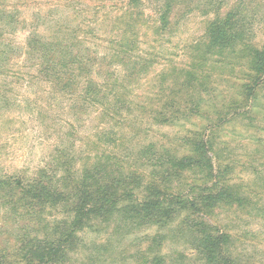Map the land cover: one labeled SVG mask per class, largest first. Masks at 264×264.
<instances>
[{
  "label": "rangeland",
  "instance_id": "obj_1",
  "mask_svg": "<svg viewBox=\"0 0 264 264\" xmlns=\"http://www.w3.org/2000/svg\"><path fill=\"white\" fill-rule=\"evenodd\" d=\"M126 1L0 0V182H9V187L0 189L2 254L21 257L16 241L25 232L23 228L32 236L42 237L43 232L35 231L45 229L47 221H63L64 208L38 210L36 221L11 211L12 201L18 199L16 180L35 177L39 170L52 167L58 149H64L65 155L75 154L78 167L87 159L86 153L91 156L104 151L113 161L115 157L128 159L124 166L136 164L146 182L152 170L141 165L146 162L136 153L152 144L158 150L169 148L170 152L187 147L184 139H193L190 132L197 133L203 121L194 118L185 125L154 126L147 114L141 113V105L147 110L148 103L168 95V89L162 88L163 72L176 68V80L188 73L196 55L190 48L202 41L210 21L224 20L230 14L234 22L243 23L240 18H245L246 25L240 24L242 28L236 34L248 33L246 38L242 36L245 43L264 46V0H141L145 13L142 47L155 64L147 76L140 78L141 83L131 88L127 101L121 100L132 109L113 121L130 124L139 120L143 125L131 133L120 129L115 147L107 144L110 137L102 133L103 117L99 112L82 106L83 99L76 92L79 88L72 87L74 92L64 88L63 72L48 73L41 58L29 55L27 42L36 34L46 38L86 37L90 51L103 54L114 31L120 32L115 24L112 26V19L125 14ZM167 5L172 8L170 27L160 31ZM118 28H122L121 22ZM235 63L210 68L209 75L214 78L202 91L207 105L224 114L231 103L240 99V79L245 70L242 62ZM256 106L254 112L247 108L241 114L228 115L226 122L216 121V128L206 132L221 164L233 167L227 174L228 182L244 190L249 187L252 203L247 210L226 206L214 215H205L206 219L200 217L204 210L196 215L193 210H182L166 228L114 223L118 216L109 225L93 222L91 228L79 233V243L68 254L69 264H156L154 258L162 259L158 264H205L200 251L204 236L210 233L207 222L232 236L241 264H264V88ZM110 107L114 113L120 106ZM191 221L194 228L188 226Z\"/></svg>",
  "mask_w": 264,
  "mask_h": 264
},
{
  "label": "trees",
  "instance_id": "obj_2",
  "mask_svg": "<svg viewBox=\"0 0 264 264\" xmlns=\"http://www.w3.org/2000/svg\"><path fill=\"white\" fill-rule=\"evenodd\" d=\"M125 8L122 17L112 19V26L115 24L120 32L114 31L109 45L103 48V54L90 51L86 37L46 38L36 34L27 42L31 51L29 55L41 58L48 73L63 72L61 84L64 88L72 92V87L79 88L76 92L83 99L82 106L84 109L93 107L99 112L103 117L102 133L110 137L107 144L115 147L120 139V129L126 128L131 133L132 129L143 125L139 120L130 124L117 121L114 124L113 121L122 119L123 112L132 109L121 100L127 101L131 88L139 85L140 78L147 76L155 64L147 58L149 53L142 47L143 3L141 0H127ZM166 8L160 31L170 27L172 8L170 5ZM232 18L230 14L224 20L210 21L202 41L190 48L196 55L188 66V73L176 80V68L170 73L163 72L162 88L168 89V95L148 103L147 110L141 105V113L147 114L148 122L154 126L185 125L194 118L203 121L205 124L197 133L190 132L193 139H184L187 147L170 152L169 148L158 150L152 144L145 151L142 149L136 153L146 162L141 165L152 170V176L146 182L136 164L124 166L128 159L115 157L113 161L104 151L91 156L84 152L87 159L78 167L75 154L65 155L64 149H58L59 155L54 158L52 167L39 170L35 177L16 180L18 199L12 201L11 211L36 221L34 215L38 210L64 208L63 221H47L45 229L35 231L43 232L42 237L32 236L23 228L25 232L16 241L19 242L17 253L21 257L0 253V264H69L68 254L79 243V233L91 228L93 222L109 225L117 216L114 223L123 221L138 228L157 225L166 228L182 210H193V215L204 210V216L200 217L206 219L205 215H214L226 206L243 210L251 206L249 187L244 190L228 182L227 174L233 167L221 164L218 152L213 151L211 139L206 135L207 130L216 128V121L226 122L228 115L241 114L247 108L254 112L259 93L264 88V46L257 48L245 43L242 36L246 38L248 33L238 36L236 31L246 25V19L240 18L243 22L240 23ZM120 22L122 28L119 29ZM238 53L240 55L232 60ZM235 61L242 62L245 70L240 79V99L231 103L224 114L207 105L202 91L214 78L209 75L210 68L215 65H222V68L235 66ZM154 95L157 97L156 93ZM112 104L120 106L114 113L110 109ZM197 174L201 176L197 178ZM2 187H9V182L1 181L0 189ZM194 224L191 221L189 228H194ZM207 226L210 233L204 236L200 251L205 257L204 263L241 264L232 246V236L222 233L215 224L207 222ZM160 262L162 259L154 258V263Z\"/></svg>",
  "mask_w": 264,
  "mask_h": 264
}]
</instances>
